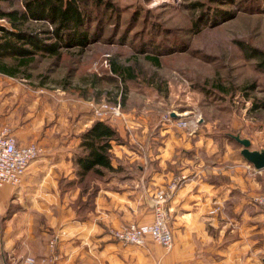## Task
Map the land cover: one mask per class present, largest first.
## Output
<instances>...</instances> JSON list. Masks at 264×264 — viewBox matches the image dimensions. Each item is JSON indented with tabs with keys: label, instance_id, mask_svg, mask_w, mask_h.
<instances>
[{
	"label": "crops",
	"instance_id": "1",
	"mask_svg": "<svg viewBox=\"0 0 264 264\" xmlns=\"http://www.w3.org/2000/svg\"><path fill=\"white\" fill-rule=\"evenodd\" d=\"M17 77L0 71V126L9 123L20 144L36 143L40 152L20 186L0 188V264L29 257L52 264L55 235L57 264H264V209L252 200L264 189V169L227 137L238 131L261 150V130L248 134L245 126L221 139L214 122L192 131L157 110L126 112L112 121L127 141L113 143L112 168L100 166L80 182L81 136L95 118L82 112L41 126L23 109ZM180 173L188 179L167 204L170 249L150 237L134 245L111 236L112 228L152 222L155 192Z\"/></svg>",
	"mask_w": 264,
	"mask_h": 264
},
{
	"label": "rangeland",
	"instance_id": "2",
	"mask_svg": "<svg viewBox=\"0 0 264 264\" xmlns=\"http://www.w3.org/2000/svg\"><path fill=\"white\" fill-rule=\"evenodd\" d=\"M14 1L22 6L21 0H0V6L9 9ZM202 1L205 9L191 8L189 0H110L114 10L107 12L99 41L63 47L61 58L37 59L32 78L12 80L25 91L24 111L42 126L73 121L82 112L97 119L92 101L121 102L124 115L157 110L164 119L173 111L178 118H200V123L206 116L207 122L216 123L221 139L245 126L252 133L261 130L259 145L264 147V71L244 50L248 46L264 56V0ZM224 11L232 13L228 17ZM30 27L52 28L46 22H31ZM153 27L160 28L153 33L161 48H175L151 51L158 63L142 53L144 36L135 38L136 31ZM95 29L99 27L92 22L91 36ZM115 61L131 67L134 77L115 74Z\"/></svg>",
	"mask_w": 264,
	"mask_h": 264
},
{
	"label": "trees",
	"instance_id": "3",
	"mask_svg": "<svg viewBox=\"0 0 264 264\" xmlns=\"http://www.w3.org/2000/svg\"><path fill=\"white\" fill-rule=\"evenodd\" d=\"M7 1L12 2V0ZM189 1H191L189 6L193 9H205L207 6L202 0ZM212 1L230 3L232 0ZM21 4L22 6L18 7L14 1L9 9L0 6V19L7 20V24L0 23V71L12 76H26L28 78L33 77L31 69L36 68L34 62L37 59L48 56L61 58L63 47H84L99 41L102 35L101 28L103 26L101 25L106 24L108 20L107 12L114 10L110 0H21ZM224 13L229 17L232 12L224 11ZM212 18H214L213 23L218 22L215 15ZM31 22H46L52 28H31ZM92 22H96V27H99V30L95 29L93 32L96 34L91 36L89 29ZM159 29L153 27L151 30L136 31L135 34V38L138 36V39L144 36V41H141V51L156 63L159 61L157 54L175 49L161 48L160 42L155 39L153 33ZM125 31L127 34L130 33L129 30ZM123 37V40H127L126 34ZM244 50L249 53L248 56L259 60V67L264 71V56L257 53L256 49L248 48V46H244ZM151 51L157 53L156 56H150ZM112 69L119 77L126 76V74L130 78L134 77L132 74L134 70L131 67L123 66L116 61L113 62ZM94 79H98V77L95 76ZM123 103H126V97H123ZM262 106V103L254 104L253 109ZM207 120L205 116L204 121L207 122ZM232 132L234 135L239 133L238 131ZM247 132L251 134L252 130H247ZM227 137L239 144L232 137V134H228ZM81 138V152L78 158L80 182L89 173L99 172L100 166L112 168L111 150L113 143H127L118 128L108 119H95L92 125L84 131ZM252 149H254L253 145ZM93 197L94 194H90L87 204L91 205ZM78 211L81 215V210L78 209Z\"/></svg>",
	"mask_w": 264,
	"mask_h": 264
},
{
	"label": "built area",
	"instance_id": "4",
	"mask_svg": "<svg viewBox=\"0 0 264 264\" xmlns=\"http://www.w3.org/2000/svg\"><path fill=\"white\" fill-rule=\"evenodd\" d=\"M90 106L94 117L98 119L115 121L124 115L121 102L92 101ZM166 120L178 128L191 129L192 131L197 128L200 122V118L192 120L189 118H175L171 114L167 115ZM39 152L38 144H20L10 126H0V188L4 184L20 186L29 165L38 156ZM187 179V176L182 173L176 174L164 188L155 192L152 222L148 224L131 223L126 227L112 228L110 229L111 236L123 243L134 245H143L146 239L150 237L156 243L170 249L174 240L167 204ZM252 200L264 209V189L254 195ZM58 241L59 235L53 236L49 241L50 248L55 252L50 257L52 264H57L58 255H56V251ZM34 262V257L26 259L27 264H33Z\"/></svg>",
	"mask_w": 264,
	"mask_h": 264
},
{
	"label": "water",
	"instance_id": "5",
	"mask_svg": "<svg viewBox=\"0 0 264 264\" xmlns=\"http://www.w3.org/2000/svg\"><path fill=\"white\" fill-rule=\"evenodd\" d=\"M232 137L243 146L241 151L242 155L255 166L257 169H264V149H252V141L249 138H242L240 134L233 135Z\"/></svg>",
	"mask_w": 264,
	"mask_h": 264
}]
</instances>
